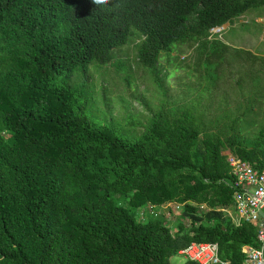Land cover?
<instances>
[{
    "label": "trees",
    "instance_id": "16d2710c",
    "mask_svg": "<svg viewBox=\"0 0 264 264\" xmlns=\"http://www.w3.org/2000/svg\"><path fill=\"white\" fill-rule=\"evenodd\" d=\"M249 13L239 26L263 17L264 0H0V264H171L190 242H214L220 259L242 263L256 224L223 210L232 188L222 151L264 163V127L238 112L250 92L263 105L264 56L209 30ZM127 45L158 95L167 91L159 60L182 46L192 73L223 76L235 112L225 120L221 106L144 101L147 116L135 121L87 118L106 94L100 84L93 95L89 67L114 66L128 84L129 66L112 53ZM167 203L186 224L135 210Z\"/></svg>",
    "mask_w": 264,
    "mask_h": 264
},
{
    "label": "rangeland",
    "instance_id": "374dc122",
    "mask_svg": "<svg viewBox=\"0 0 264 264\" xmlns=\"http://www.w3.org/2000/svg\"><path fill=\"white\" fill-rule=\"evenodd\" d=\"M252 17L253 13L245 14L238 18L232 26H228L227 24L222 25L224 29L219 30L217 33L218 38H223L235 44L236 47L238 45L254 47L257 42V46L264 50V15L263 17H256L254 21L257 23H249L245 28L238 25L242 22L246 23ZM258 30L259 32H257ZM260 37L262 38L261 42L259 40ZM112 53H115L114 59L125 61L126 67L123 70L129 66L131 77L129 78V83L126 84L123 81L124 73L121 71L116 73L114 66L106 65L102 68L98 67L100 68L99 70L94 66L89 67L91 77L88 80V85H92L93 95L95 96L96 93H99L98 88L100 84H104L106 87L105 97L99 94L96 102L93 105H89L85 110L86 117L91 120H105L110 115L109 111H112V115L116 116L114 117L116 121H119V119H123V121H135L136 117L143 118L147 116L146 108L144 105L139 104L144 101L152 109H157L162 103L169 107L187 103L188 105H194V107H206L210 113H214L213 107L219 109L221 106L222 110L216 111L219 114L217 116L225 120V117L235 112L232 109H236V106L231 96H229L230 91L223 83V76L219 75L218 80L213 81V71L211 68L207 70L204 76H202L203 74L199 76L197 72L192 73L193 69H188L190 61L192 62L191 56H185L188 52L182 46H178L174 50L169 57V63L166 62L164 55L159 60L161 67L164 68V72L162 73H165L164 84L167 88L165 94L161 95H158L159 91L152 84L150 74L148 77L145 76L143 70L148 73V69L142 66L140 69L136 65L130 45L113 48ZM247 65L250 66L249 63ZM236 67H241V65L239 64ZM257 80H260V78L258 77L257 79L256 76H253V84H258ZM263 91L262 94L264 93ZM235 92L237 93V91ZM257 95H261V92L257 94L250 92L248 95H243L241 100L238 99L240 100L238 106L240 109L237 111L246 113L248 120L253 121L254 128L258 126L264 127V100L262 99L263 105L261 106V99ZM252 98L256 99L254 100L255 104H252ZM221 100H227L226 102H229V105L221 102ZM224 108H227V113L224 112ZM152 207L154 208H150L149 210L148 206H145L146 210H144V214L140 212L144 207H139L135 210L137 213L139 212L142 220L161 218L163 214V219L171 220V226L180 224L181 222L186 224V220L179 216V205L167 203ZM184 260V256L180 254L169 258L171 264H182Z\"/></svg>",
    "mask_w": 264,
    "mask_h": 264
},
{
    "label": "built area",
    "instance_id": "2783aa9c",
    "mask_svg": "<svg viewBox=\"0 0 264 264\" xmlns=\"http://www.w3.org/2000/svg\"><path fill=\"white\" fill-rule=\"evenodd\" d=\"M218 30L213 27L209 31ZM222 155L229 167L232 188V208L223 210L234 224H256L255 245L242 246L244 260L241 264H264V163L256 168L228 150H223ZM178 254L197 264H228L219 258L214 242H190L178 250Z\"/></svg>",
    "mask_w": 264,
    "mask_h": 264
},
{
    "label": "crops",
    "instance_id": "0c3cea01",
    "mask_svg": "<svg viewBox=\"0 0 264 264\" xmlns=\"http://www.w3.org/2000/svg\"><path fill=\"white\" fill-rule=\"evenodd\" d=\"M221 29H224V28L221 27ZM259 40L261 42L262 38L260 37ZM228 43L230 45H232V46H235V44H233V43H230V42H228ZM237 47H241V48H244V49H248L250 52L254 53L256 56H260V57H263L264 56V50L261 49V48H259V46H257V42L254 45V47H245V46H241V45H238ZM261 63H262L261 61L260 62L259 61L257 62V67H259V69H260V70H258V73H257L258 75H260V74L264 75V65L261 67L260 66Z\"/></svg>",
    "mask_w": 264,
    "mask_h": 264
},
{
    "label": "clouds",
    "instance_id": "9594fccd",
    "mask_svg": "<svg viewBox=\"0 0 264 264\" xmlns=\"http://www.w3.org/2000/svg\"><path fill=\"white\" fill-rule=\"evenodd\" d=\"M95 2L98 3V4H104V3L106 2V0H95ZM221 27H222V26H220V27H215V28H219V30H221ZM219 30H218L217 32H219Z\"/></svg>",
    "mask_w": 264,
    "mask_h": 264
}]
</instances>
